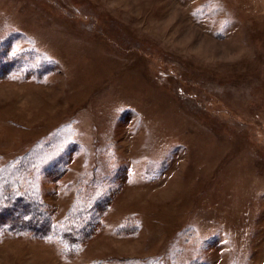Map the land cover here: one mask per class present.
Instances as JSON below:
<instances>
[{
	"label": "rangeland",
	"instance_id": "1",
	"mask_svg": "<svg viewBox=\"0 0 264 264\" xmlns=\"http://www.w3.org/2000/svg\"><path fill=\"white\" fill-rule=\"evenodd\" d=\"M0 51V179L28 153L55 219L107 202L73 254L0 231V264H264V0H0Z\"/></svg>",
	"mask_w": 264,
	"mask_h": 264
},
{
	"label": "trees",
	"instance_id": "2",
	"mask_svg": "<svg viewBox=\"0 0 264 264\" xmlns=\"http://www.w3.org/2000/svg\"><path fill=\"white\" fill-rule=\"evenodd\" d=\"M0 51V77L8 73L9 55ZM13 63L16 56H11ZM62 157L60 154L55 157ZM54 157V158H55ZM36 160L28 153L18 158L0 179V231L16 235H27L30 238L48 241L54 244L62 254H73L81 249L85 242L100 229L102 212L107 207L103 194L96 189L80 191L66 208L62 217L55 219L47 203L31 194V182L39 168ZM57 164L44 171V177L57 178L63 171L61 159ZM4 171L0 169V173ZM14 174H18L14 176ZM35 183V181H34ZM14 200L13 205L7 206ZM22 207L20 210L19 207ZM136 228L129 219L124 220L117 230L119 233H130ZM88 264H104L100 261Z\"/></svg>",
	"mask_w": 264,
	"mask_h": 264
},
{
	"label": "bare ground",
	"instance_id": "3",
	"mask_svg": "<svg viewBox=\"0 0 264 264\" xmlns=\"http://www.w3.org/2000/svg\"><path fill=\"white\" fill-rule=\"evenodd\" d=\"M67 33V32H66ZM68 37H70V33H67ZM64 38H66L64 35H62ZM64 40V39H63Z\"/></svg>",
	"mask_w": 264,
	"mask_h": 264
}]
</instances>
